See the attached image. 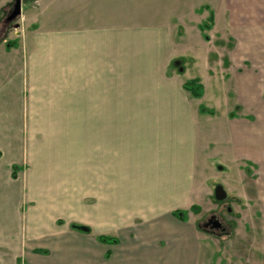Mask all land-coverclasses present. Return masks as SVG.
<instances>
[{"label":"crops","instance_id":"crops-1","mask_svg":"<svg viewBox=\"0 0 264 264\" xmlns=\"http://www.w3.org/2000/svg\"><path fill=\"white\" fill-rule=\"evenodd\" d=\"M14 1L0 0L1 22L2 10ZM197 1L178 0L167 11L182 19ZM222 1L202 4L222 13ZM100 4L24 0L18 19L0 23V264H63L70 234L84 248L85 232L70 227L80 222L55 225L53 202L63 197L47 190L68 184L70 163L77 186L91 170L98 190L91 210L96 242L102 244L100 236L117 241L102 244L108 247L103 264H264V226L253 232L246 259L239 242L216 243L172 216L207 199L208 159L199 154L198 124L212 115L196 103L207 100L213 86L209 72L205 78L196 73L211 68L212 54L178 36L170 13L153 23L130 18L118 26L111 10L102 17ZM253 5L259 16L254 40L264 41L262 1ZM244 14L239 25L246 24ZM188 81L202 86L201 98L184 90ZM222 129L230 132L227 124ZM14 166L20 167L15 179ZM102 186L107 205L101 204ZM250 200L263 216L264 195ZM84 202L80 195L82 213ZM242 234L227 240L248 238Z\"/></svg>","mask_w":264,"mask_h":264},{"label":"rangeland","instance_id":"rangeland-1","mask_svg":"<svg viewBox=\"0 0 264 264\" xmlns=\"http://www.w3.org/2000/svg\"><path fill=\"white\" fill-rule=\"evenodd\" d=\"M23 1L20 0L21 3ZM177 1L97 0L101 3L99 12L102 17H107V13L111 10V18L116 19L118 26L129 23L128 20L131 19L153 23L154 19H162L164 14L168 18V13L172 16L174 9L167 10ZM203 1L205 0H198L196 10L187 12L182 19L172 16L170 20L172 30L178 36H187L191 48L212 54L211 68L203 70L198 68L196 73L199 78H205L206 72H209L213 86L212 91L207 89L209 98L200 102L197 99L196 103L199 109L213 111V117L207 115L209 119L202 124L204 131L200 129L202 125L198 124L199 144L202 140L199 154L208 159L206 161L208 169L204 170L207 173L206 180L203 181L207 189V199L194 203L185 211L187 215L185 222L196 226L200 232L210 236L216 243H223V241L228 243L226 241L229 240L232 243L239 242L236 246L241 251L240 255L248 259L251 257L253 232L264 226V215L258 216V212L256 215L252 207L254 203L250 200L252 194L264 195V41L254 40L258 38V26L254 23L259 16L252 8L257 0H228L227 8L223 0L222 13L219 9H216V12L207 4H202ZM261 1L263 6L261 10L264 13V0ZM217 2H219L218 6L221 5L220 0ZM259 4H261L260 1ZM13 6L14 3L9 4L2 10L4 18L2 22L0 20L1 27ZM91 11L92 9L88 8L86 12L91 15ZM243 13H245L246 24L239 25L241 20L239 18ZM204 21L208 23L210 29L203 28ZM205 36L208 39H205ZM245 37L247 39L244 41ZM199 78L196 79L197 82L200 81ZM169 108L170 113L173 112L172 108ZM169 108L162 107L161 111L169 113ZM207 116H203L202 120H206ZM225 124L230 129L228 134L225 131L227 129L220 131ZM72 125L73 123H70V130ZM75 141V137H70L69 146H75ZM68 170L67 185L51 186L47 189L55 197L57 195L63 197L61 202H53L54 213L59 212L57 216H54L58 221L55 225L64 229L70 222H80L87 231L83 249L80 246L77 247L76 240L72 241L70 234L68 250H61L62 262L63 264H93L94 258L98 257L103 264V255L108 247L98 245L95 239L97 233L92 231L91 210L94 196L99 197V194L98 190L96 194L94 193L91 170L86 171L83 186L76 184L75 163H70ZM217 187H221L225 193V198L222 200H218L215 196ZM105 189L102 186L100 192L102 205L108 204L104 203V200L109 197L108 190ZM80 195H84L83 213L78 211L76 206ZM211 214L220 218L226 227L225 233L219 235L202 229V221ZM242 232H245L244 235L248 238L227 240L229 235L241 236ZM199 253L202 258V249Z\"/></svg>","mask_w":264,"mask_h":264},{"label":"trees","instance_id":"trees-1","mask_svg":"<svg viewBox=\"0 0 264 264\" xmlns=\"http://www.w3.org/2000/svg\"><path fill=\"white\" fill-rule=\"evenodd\" d=\"M203 28L205 30H208L210 29V27L208 26V23H203L202 24ZM205 39H208L206 36H205ZM183 88L184 90H186L187 92L190 93V95L192 97H195V98H201L203 96V88L201 85H199L196 81H188L186 83H184L183 85ZM200 111L201 112H205V113H208L210 115H213V111L212 110H207V109H204V108H200ZM20 169V167H17V166H14L13 167V170H12V178L15 179L16 176H17V172L18 170ZM172 216L176 219H178L179 221H182V222H185L186 221V212L185 211H174L172 212ZM72 229H75V230H78V231H81L80 230V227L81 226H77V225H71L70 226ZM98 241L102 244H106V245H111V244H115L117 241L113 238H106L104 236H100L98 237ZM106 257H108V254L105 255Z\"/></svg>","mask_w":264,"mask_h":264},{"label":"flooded vegetation","instance_id":"flooded-vegetation-1","mask_svg":"<svg viewBox=\"0 0 264 264\" xmlns=\"http://www.w3.org/2000/svg\"><path fill=\"white\" fill-rule=\"evenodd\" d=\"M202 229L216 234H223L226 227L217 215L211 214L202 221Z\"/></svg>","mask_w":264,"mask_h":264},{"label":"water","instance_id":"water-1","mask_svg":"<svg viewBox=\"0 0 264 264\" xmlns=\"http://www.w3.org/2000/svg\"><path fill=\"white\" fill-rule=\"evenodd\" d=\"M20 13H21L20 0H15L13 9L10 15L6 18V22H12L16 20L17 18H19ZM215 196L218 200H222L223 198H225V193L223 192L221 187H217V189L215 190ZM80 230L82 232L87 231V229L84 226H81Z\"/></svg>","mask_w":264,"mask_h":264}]
</instances>
